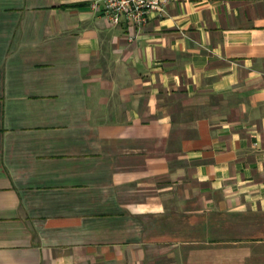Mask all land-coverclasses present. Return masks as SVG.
<instances>
[{
    "label": "crops",
    "instance_id": "crops-1",
    "mask_svg": "<svg viewBox=\"0 0 264 264\" xmlns=\"http://www.w3.org/2000/svg\"><path fill=\"white\" fill-rule=\"evenodd\" d=\"M0 0V264H264V0Z\"/></svg>",
    "mask_w": 264,
    "mask_h": 264
},
{
    "label": "built area",
    "instance_id": "built-area-1",
    "mask_svg": "<svg viewBox=\"0 0 264 264\" xmlns=\"http://www.w3.org/2000/svg\"><path fill=\"white\" fill-rule=\"evenodd\" d=\"M92 9L100 14L114 27L123 21L132 23L136 28L145 27L153 14L162 17L165 4L162 0H102L92 4Z\"/></svg>",
    "mask_w": 264,
    "mask_h": 264
}]
</instances>
